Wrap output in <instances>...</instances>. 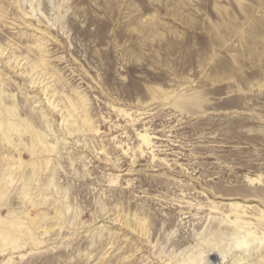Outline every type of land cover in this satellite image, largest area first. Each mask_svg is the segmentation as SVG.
Instances as JSON below:
<instances>
[{"label": "rangeland", "instance_id": "obj_1", "mask_svg": "<svg viewBox=\"0 0 264 264\" xmlns=\"http://www.w3.org/2000/svg\"><path fill=\"white\" fill-rule=\"evenodd\" d=\"M208 250L264 264V0H0V264Z\"/></svg>", "mask_w": 264, "mask_h": 264}, {"label": "bare ground", "instance_id": "obj_2", "mask_svg": "<svg viewBox=\"0 0 264 264\" xmlns=\"http://www.w3.org/2000/svg\"><path fill=\"white\" fill-rule=\"evenodd\" d=\"M248 237V236H247ZM250 238V237H249ZM244 241V240H243ZM246 241V240H245ZM238 242V241H237ZM251 243V241H250ZM238 244V243H237ZM247 243L246 242H242V245H246ZM249 245V244H248ZM250 246V245H249ZM248 246V247H249ZM242 247V246H241ZM240 247V248H241ZM244 247V246H243ZM246 247V248H248ZM245 249V248H244ZM202 255H200L198 257V263L200 264H210L211 262L213 261H217V263H219L220 261H222L224 258H226V253L225 252H222L220 251L219 254L215 253V251L213 250H208L206 252V254L204 255L203 253H201ZM196 256V255H195ZM246 256V255H245ZM234 257V256H233ZM240 257V256H239ZM191 258V257H190ZM197 258V257H196ZM237 258V257H236ZM240 259V258H238ZM193 260H196V259H193ZM241 260V259H240ZM192 261H190L191 263ZM195 262V261H194ZM216 263V262H215ZM194 264V263H193Z\"/></svg>", "mask_w": 264, "mask_h": 264}]
</instances>
